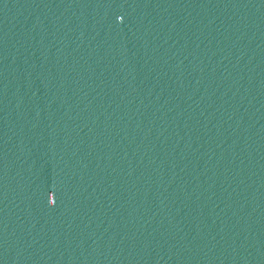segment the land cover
Instances as JSON below:
<instances>
[{"label": "water", "instance_id": "1", "mask_svg": "<svg viewBox=\"0 0 264 264\" xmlns=\"http://www.w3.org/2000/svg\"><path fill=\"white\" fill-rule=\"evenodd\" d=\"M0 264H264V0H0Z\"/></svg>", "mask_w": 264, "mask_h": 264}]
</instances>
